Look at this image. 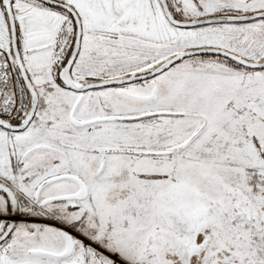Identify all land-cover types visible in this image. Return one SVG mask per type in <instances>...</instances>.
<instances>
[{
    "label": "snow or ice",
    "instance_id": "6c2138e0",
    "mask_svg": "<svg viewBox=\"0 0 264 264\" xmlns=\"http://www.w3.org/2000/svg\"><path fill=\"white\" fill-rule=\"evenodd\" d=\"M0 264H264V0H0Z\"/></svg>",
    "mask_w": 264,
    "mask_h": 264
}]
</instances>
